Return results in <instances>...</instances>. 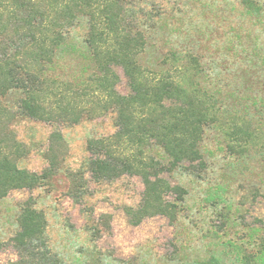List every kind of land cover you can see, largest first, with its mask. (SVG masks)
<instances>
[{
    "label": "trees",
    "instance_id": "obj_1",
    "mask_svg": "<svg viewBox=\"0 0 264 264\" xmlns=\"http://www.w3.org/2000/svg\"><path fill=\"white\" fill-rule=\"evenodd\" d=\"M259 15L253 0H242ZM160 10L154 0H0V199L11 191L47 184L64 162L68 147L56 128L44 152L47 166L32 172L20 165L28 148L13 124L20 116L54 126H73L84 117L114 116L115 131L89 139L87 170L96 182L124 175L143 183L136 206L125 207L132 225L157 215L172 223L184 209L187 190L164 174L178 171L197 178L206 170L200 144L206 128L217 126L230 155L264 147V119L227 113L203 85L201 58L169 51L156 68L143 66L147 47L143 25ZM85 21L83 48L69 44V33ZM80 61L79 67L70 64ZM121 69L128 92L118 91ZM19 91L14 107L4 99ZM159 148L163 157L151 154ZM71 196L87 186L85 173L72 174ZM218 189L207 202L217 204ZM18 230L10 238L17 260L0 264H66L48 245L47 219L32 197L19 204ZM240 264H264V240Z\"/></svg>",
    "mask_w": 264,
    "mask_h": 264
},
{
    "label": "rangeland",
    "instance_id": "obj_2",
    "mask_svg": "<svg viewBox=\"0 0 264 264\" xmlns=\"http://www.w3.org/2000/svg\"><path fill=\"white\" fill-rule=\"evenodd\" d=\"M259 15L247 12L242 0H154L160 14L143 25L147 47L140 61L156 68L169 51L201 58L204 87L227 113L264 119V0H253ZM85 21L69 33L70 45L83 48ZM70 64L79 67L78 59ZM118 91L128 92L121 69ZM21 97L5 99L14 107ZM58 128L68 147L64 162L40 188L15 190L0 199V263L17 260L10 238L18 230L19 204L32 197L47 219L48 245L66 264H240L264 240V147L242 156L230 155L217 126L206 128L200 151L206 170L197 178L178 171L164 177L187 190L184 209L172 223L157 215L139 225L129 223L125 207L136 206L143 192L139 177L124 175L96 182L87 170L89 139L115 131L114 116L84 117L73 126H54L20 116L13 124L17 139L28 148L20 165L40 173L50 134ZM151 154L163 157L159 148ZM85 173L83 193L71 196L72 174ZM218 189L217 204L207 197Z\"/></svg>",
    "mask_w": 264,
    "mask_h": 264
}]
</instances>
